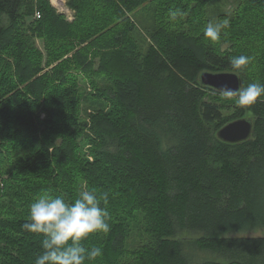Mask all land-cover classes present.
<instances>
[{
  "label": "trees",
  "instance_id": "trees-1",
  "mask_svg": "<svg viewBox=\"0 0 264 264\" xmlns=\"http://www.w3.org/2000/svg\"><path fill=\"white\" fill-rule=\"evenodd\" d=\"M66 5L72 18L50 0H0V264L42 252L22 227L36 198L92 187L108 194L110 231L83 241L103 248L87 264H264V236L233 235L264 227V98L239 107L200 82L245 55L243 87L264 83V0ZM243 117L250 139L218 138ZM186 240L225 261L193 262Z\"/></svg>",
  "mask_w": 264,
  "mask_h": 264
},
{
  "label": "clouds",
  "instance_id": "clouds-1",
  "mask_svg": "<svg viewBox=\"0 0 264 264\" xmlns=\"http://www.w3.org/2000/svg\"><path fill=\"white\" fill-rule=\"evenodd\" d=\"M222 25L209 22L204 36L216 41ZM250 57L238 55L229 58L233 74L247 67ZM221 98L231 100L239 107L255 104L258 98H264V83L253 82L246 87L233 89L225 84L220 89ZM103 204V206H102ZM108 194L99 193L95 187L81 190L77 197L68 201L63 195H40L29 205V215L23 229L43 236L42 252L36 257L35 264H87L103 256L101 246H85L83 241L96 233H108L107 222Z\"/></svg>",
  "mask_w": 264,
  "mask_h": 264
},
{
  "label": "water",
  "instance_id": "water-1",
  "mask_svg": "<svg viewBox=\"0 0 264 264\" xmlns=\"http://www.w3.org/2000/svg\"><path fill=\"white\" fill-rule=\"evenodd\" d=\"M200 82L202 85L211 87L218 92L225 85H229L233 89L243 87V80L240 74L237 76L233 71H202L200 74ZM254 123L249 117L238 118L228 122L221 127L217 136L226 143L236 144L244 142L251 138L253 134Z\"/></svg>",
  "mask_w": 264,
  "mask_h": 264
},
{
  "label": "rangeland",
  "instance_id": "rangeland-1",
  "mask_svg": "<svg viewBox=\"0 0 264 264\" xmlns=\"http://www.w3.org/2000/svg\"><path fill=\"white\" fill-rule=\"evenodd\" d=\"M64 8L62 7H58L60 9V11L62 12H66L67 16L71 15V18L74 15V11L71 10L70 8L67 7L66 5V0L65 3H63ZM214 23H218L217 20L214 21ZM263 27H264V23H263ZM39 44L42 45V41L39 40ZM80 76V75H79ZM81 76H83L81 74ZM83 81H86L85 79H81V82L84 83ZM87 82V81H86ZM87 89L90 90L91 86L88 84H86ZM92 159V157H90ZM137 230L139 231V229L137 228ZM233 235L235 236H264V227H258L255 228L254 230L251 231H239L237 233H234ZM180 237H184V238H188V237H196L198 236L196 233L194 232H185V233H179ZM139 236L136 235V233L134 232V234L132 235V239H134L135 241L139 240ZM186 251L188 252V254L190 255V259L193 262H202L204 260H209V259H214V260H219V261H225L224 258H222L221 256H219L217 253H212L211 251L199 248L195 245L194 241L192 240H186L184 242V244H186Z\"/></svg>",
  "mask_w": 264,
  "mask_h": 264
},
{
  "label": "built area",
  "instance_id": "built-area-1",
  "mask_svg": "<svg viewBox=\"0 0 264 264\" xmlns=\"http://www.w3.org/2000/svg\"><path fill=\"white\" fill-rule=\"evenodd\" d=\"M50 1L59 11H60V9L58 7L64 8L63 3L62 4H58V3L55 2V0H50ZM68 16L71 18V15H68ZM35 17L40 18L41 17V13L39 11H37L36 14H35Z\"/></svg>",
  "mask_w": 264,
  "mask_h": 264
},
{
  "label": "bare ground",
  "instance_id": "bare-ground-1",
  "mask_svg": "<svg viewBox=\"0 0 264 264\" xmlns=\"http://www.w3.org/2000/svg\"><path fill=\"white\" fill-rule=\"evenodd\" d=\"M64 1L65 0H55V2L58 3V4H62V3H64Z\"/></svg>",
  "mask_w": 264,
  "mask_h": 264
},
{
  "label": "crops",
  "instance_id": "crops-1",
  "mask_svg": "<svg viewBox=\"0 0 264 264\" xmlns=\"http://www.w3.org/2000/svg\"><path fill=\"white\" fill-rule=\"evenodd\" d=\"M65 2V1H64Z\"/></svg>",
  "mask_w": 264,
  "mask_h": 264
}]
</instances>
